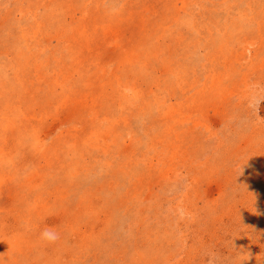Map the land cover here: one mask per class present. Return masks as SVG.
Masks as SVG:
<instances>
[{
  "label": "rangeland",
  "instance_id": "obj_1",
  "mask_svg": "<svg viewBox=\"0 0 264 264\" xmlns=\"http://www.w3.org/2000/svg\"><path fill=\"white\" fill-rule=\"evenodd\" d=\"M0 264H264V0H0Z\"/></svg>",
  "mask_w": 264,
  "mask_h": 264
},
{
  "label": "clouds",
  "instance_id": "obj_2",
  "mask_svg": "<svg viewBox=\"0 0 264 264\" xmlns=\"http://www.w3.org/2000/svg\"><path fill=\"white\" fill-rule=\"evenodd\" d=\"M39 239L44 243H53L59 239V234L50 228H45L40 232Z\"/></svg>",
  "mask_w": 264,
  "mask_h": 264
}]
</instances>
